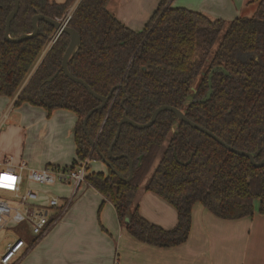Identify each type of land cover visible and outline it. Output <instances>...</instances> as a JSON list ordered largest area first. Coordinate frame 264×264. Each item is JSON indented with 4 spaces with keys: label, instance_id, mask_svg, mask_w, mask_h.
I'll return each instance as SVG.
<instances>
[{
    "label": "trees",
    "instance_id": "trees-1",
    "mask_svg": "<svg viewBox=\"0 0 264 264\" xmlns=\"http://www.w3.org/2000/svg\"><path fill=\"white\" fill-rule=\"evenodd\" d=\"M107 1L79 0L67 23L81 37L78 49L67 62L70 72L101 95L121 85L86 119L88 136L109 163L106 172L87 170L86 182L113 204L129 233L160 247L186 239L195 202L221 218L252 215L255 200L257 211L264 213V164L252 165L246 156L178 121L169 110L159 112L147 127L121 124L112 153H125L133 161L129 180L116 174L128 176V158H112L108 153L124 112L130 119L146 122L157 106L169 104L181 108L189 119L226 143L252 152L255 160H260L264 156V0L259 1L252 15L230 20L173 6L172 0H159L137 30L116 18L106 8ZM69 3L19 0L9 34L16 37L31 32L33 14L60 16ZM12 7L13 0H0V94L15 96L14 105H40L48 113L59 107L72 110L76 114V158L71 164L85 157L102 160L91 148L82 122L88 110L100 101L61 69L69 35L61 32L42 53L54 28L39 20L35 35L8 41L3 33ZM217 65L225 67L231 76L215 71L210 97L195 101L207 91V74ZM189 96L194 101L184 104ZM175 121L179 132L172 134L171 124ZM157 157L145 189L175 208L176 223L170 228L149 221L134 202ZM189 157L187 163L179 162ZM127 210L131 211L130 220L125 224L122 219Z\"/></svg>",
    "mask_w": 264,
    "mask_h": 264
},
{
    "label": "crops",
    "instance_id": "crops-1",
    "mask_svg": "<svg viewBox=\"0 0 264 264\" xmlns=\"http://www.w3.org/2000/svg\"><path fill=\"white\" fill-rule=\"evenodd\" d=\"M158 1L108 0L106 7L137 30ZM175 1L171 5L229 20L246 8L252 15L260 0H178L183 5ZM14 99L15 96L0 94V118L6 113L0 128V159L8 156L13 163L25 159L36 168L70 165L76 158L73 136L76 114L61 107L48 113L40 105L26 102L14 105ZM157 161L158 157L153 166ZM88 171L106 172L107 165L102 160H90ZM63 184L70 183L59 185ZM59 192L66 194L68 190L61 188ZM46 194H39V202L46 201ZM76 194L60 221L18 264H264V213L257 211L256 204L252 215L228 219L195 202L186 239L160 247L129 233L120 223L113 204L89 183L81 184ZM134 202L149 221L164 228L176 223L175 208L143 185Z\"/></svg>",
    "mask_w": 264,
    "mask_h": 264
},
{
    "label": "built area",
    "instance_id": "built-area-1",
    "mask_svg": "<svg viewBox=\"0 0 264 264\" xmlns=\"http://www.w3.org/2000/svg\"><path fill=\"white\" fill-rule=\"evenodd\" d=\"M57 33L47 41L43 52L56 39ZM6 113L0 118V128ZM90 159H77L68 166L36 168L24 160L13 163L11 157L0 159V237L4 240L0 250V264H18L25 255L60 221L68 209L85 175ZM70 183L69 197L60 198L46 194V201L39 202L40 192L30 184Z\"/></svg>",
    "mask_w": 264,
    "mask_h": 264
},
{
    "label": "water",
    "instance_id": "water-1",
    "mask_svg": "<svg viewBox=\"0 0 264 264\" xmlns=\"http://www.w3.org/2000/svg\"><path fill=\"white\" fill-rule=\"evenodd\" d=\"M18 6H19V0H13V7L12 9L10 10V12L7 14L6 18H5V29H4V33H3V36L6 40L8 41H11V42H18V41H21L23 40L24 38H27V37H31L33 35H35L37 33V30H38V25H37V21L38 20H44L46 22H48L50 25L53 26V28L55 29L56 33L59 34L60 32H64L66 34L69 35V41L64 49V52L62 54V57H61V69L62 71L64 72V74L69 78L71 79L72 81L74 82H77L81 85L84 86V88L86 89V91L88 93H90L92 96H94L95 98H97L100 103L91 108L90 110H88V112L85 114V116L83 117V128L85 130V133H86V136H87V139L91 145V148L97 152L99 154V156L101 157L102 161L107 165L109 166V163L108 161L106 160V158L98 151L97 147H96V143L94 140H92L87 132H86V127H85V122H86V119L87 117L97 108H100L102 106L105 105V103L107 102L109 96L111 95L113 89H117L119 88L121 85L120 84H117L115 87L111 88L110 92L105 96V95H101L97 92H95L90 86L89 84H87L82 78H79L75 75H73L69 68H68V65H67V62H68V59L69 57L78 49L79 45H80V42H81V37H80V34L78 33V31L76 29H74L73 27L69 26L67 23L65 22H61L59 20H57L56 18H52V17H49V16H46L44 15L43 13H35L32 17H31V27H32V30L31 32H25V33H22L16 37H12L10 34H9V25H10V21L11 19L14 17V15L16 14L17 10H18ZM107 8V7H106ZM144 68V66L142 67ZM59 71V69H57L50 77H48L46 80L49 81L51 80L56 74L57 72ZM215 71H221L223 72L226 76H231L229 74V72L225 69V67L221 66V65H217V66H213L210 71L208 72V75H207V85H208V88H207V91L206 93L204 94V96H202L201 98H198L196 99L195 101H205L207 100L211 93H212V83H211V78H212V75ZM194 99H192L191 96H189L188 98H186V100L184 101V104H189L191 102H193ZM163 110H169L171 112H173L176 116V119L178 121H184L186 122L187 124H189L190 126L206 133L207 135H209L210 137H212L214 140H216L219 144L223 145L226 149L236 153V154H240V155H243V156H246L250 163L254 166H262L264 164V156L256 161L255 160V157H254V154L252 152H249V151H246V150H242V149H238V148H235L233 147L232 145L226 143L224 140H222L219 136H217L214 132H212L211 130L205 128L204 126L192 121L191 119H189L184 111L177 107V106H173V105H169V104H161L159 106H157L150 114V117L149 119L146 121V122H137L133 119H130L126 113L124 112L122 117L119 119V121L117 122V128H116V132H115V135H114V138L113 140L111 141L110 145H109V149H108V153H109V156L112 157V158H116V157H120V156H125L128 158V163H129V174L128 176L124 177L122 176L121 174L119 173H116L117 176L121 179H124V180H129L131 177H132V172H133V161L131 160V158H129L125 153H121V154H118V155H114L112 153V146L113 144L115 143L116 141V138L119 134V131H120V126L122 123H128L136 128H143V127H147V126H150L156 116L158 115L159 112L163 111ZM179 130H178V124H177V121L173 122L171 124V133L172 134H176L178 133ZM189 159L185 162H182V161H179L181 163H186L188 162ZM140 164V161L138 162V165ZM156 165V164H155ZM155 166H152L151 170H150V173L152 172V170L154 169ZM113 170V169H112ZM114 171V170H113ZM115 172V171H114ZM150 174H148V176H146V178L143 180V182L141 183L140 187L143 185L144 188H145V184H146V181L148 180ZM130 210H127L123 216V219L122 221L126 224L129 222L130 220Z\"/></svg>",
    "mask_w": 264,
    "mask_h": 264
},
{
    "label": "rangeland",
    "instance_id": "rangeland-1",
    "mask_svg": "<svg viewBox=\"0 0 264 264\" xmlns=\"http://www.w3.org/2000/svg\"><path fill=\"white\" fill-rule=\"evenodd\" d=\"M175 2H176V3H179L178 5H183V4H180L182 1H178V0H176ZM248 6H250V5H248ZM241 11H242V10H241ZM247 11H248V9L246 8V9L243 10L242 12H236L235 15H251V14H250L251 12H247ZM225 20H227V19H225ZM229 20H230V19H229ZM165 142H166V141H165ZM165 142H164V143H165ZM163 145H164V144H163ZM23 160H24L25 162L27 161V160H25V159H23ZM26 163H27L28 165H30L28 161H27ZM59 184H61V183L58 182V181H56V182H54V183H52V184H41V185H40V184H37V183H31L30 185H31L33 188L37 189L40 193H43V192L48 193V192H49V193L53 194L54 196H57V197H60V198H62V197H64V198L69 197L70 194H71V191H72V185H71V184H63V185H59ZM61 188H63L64 191H67V190H68V192H67L66 194H62V193H60L59 190H60ZM61 195H62V196H61ZM76 196H77V194L73 197L72 200H74ZM136 200H137V199H136ZM143 204L145 205V202H143ZM254 204L257 205V201H256V200H255ZM169 206H170V208H172V206H171L170 204H169ZM172 210H173V209H172ZM99 212H100V209L97 210V216H98V218H99ZM4 233H5L4 230L0 231V237H2ZM3 244H4V240L0 242V250L3 248Z\"/></svg>",
    "mask_w": 264,
    "mask_h": 264
},
{
    "label": "flooded vegetation",
    "instance_id": "flooded-vegetation-1",
    "mask_svg": "<svg viewBox=\"0 0 264 264\" xmlns=\"http://www.w3.org/2000/svg\"><path fill=\"white\" fill-rule=\"evenodd\" d=\"M53 1V0H52ZM65 1V0H64ZM71 1L72 0H70V3L68 4V6L66 7V9L63 11V13L60 15V16H55V17H52V18H56L57 20H59V21H61V22H65V23H68V20L70 19V17H71V14H72V12L74 11V9H75V7H76V5L78 4V2H79V0H77L74 4H72L71 3ZM54 2H56V1H54ZM63 2V1H62ZM58 3H60V2H58ZM19 7V6H18ZM37 13V12H36ZM39 13H41V12H39ZM34 15V14H33ZM32 15V16H33ZM45 15V14H44ZM31 16V17H32ZM47 16V15H46ZM50 17V16H49ZM117 18V17H116ZM39 21V20H38ZM37 21V22H38ZM38 25V24H37ZM56 33V31H55V29L53 30V32L50 34V37L53 35V34H55ZM61 33V32H60ZM59 33V34H60ZM59 34H57V36H56V38L58 37V35ZM49 37V38H50ZM48 41V40H47ZM46 45V44H45ZM51 45H49L48 47H47V49L43 52V50H42V53H45L48 49H49V47H50ZM45 47V46H44ZM44 49V48H43ZM208 75V74H207ZM206 93V92H205ZM204 96V95H203ZM201 98V97H200ZM198 99V98H197ZM190 155H192V153H190ZM189 160H190V157L188 158ZM187 159V160H188ZM178 160V159H177ZM186 160V161H187ZM179 161V160H178ZM182 162H185V161H182ZM181 163V162H180ZM187 163V162H186ZM183 164H185V163H183Z\"/></svg>",
    "mask_w": 264,
    "mask_h": 264
}]
</instances>
